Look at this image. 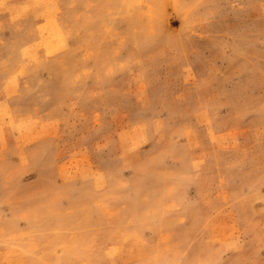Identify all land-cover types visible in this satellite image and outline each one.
<instances>
[{"label":"rangeland","instance_id":"obj_1","mask_svg":"<svg viewBox=\"0 0 264 264\" xmlns=\"http://www.w3.org/2000/svg\"><path fill=\"white\" fill-rule=\"evenodd\" d=\"M0 264H264V0H0Z\"/></svg>","mask_w":264,"mask_h":264}]
</instances>
